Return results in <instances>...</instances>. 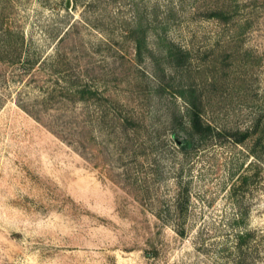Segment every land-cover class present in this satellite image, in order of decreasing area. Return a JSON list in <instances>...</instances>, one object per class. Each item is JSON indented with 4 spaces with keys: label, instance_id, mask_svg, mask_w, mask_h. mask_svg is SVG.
I'll return each mask as SVG.
<instances>
[{
    "label": "rangeland",
    "instance_id": "rangeland-1",
    "mask_svg": "<svg viewBox=\"0 0 264 264\" xmlns=\"http://www.w3.org/2000/svg\"><path fill=\"white\" fill-rule=\"evenodd\" d=\"M68 1L0 0V31L24 34L38 59L0 61V264H231L241 211L249 259L264 264V138L260 159L227 137L186 155L170 122L185 102L158 82L173 81L162 49L181 46L174 84L198 87L208 120L264 128V0ZM83 85L109 120L120 105L140 119L138 133L102 126ZM243 173L250 185L233 192ZM179 189L184 218L160 217Z\"/></svg>",
    "mask_w": 264,
    "mask_h": 264
},
{
    "label": "trees",
    "instance_id": "trees-1",
    "mask_svg": "<svg viewBox=\"0 0 264 264\" xmlns=\"http://www.w3.org/2000/svg\"><path fill=\"white\" fill-rule=\"evenodd\" d=\"M136 44L139 55H141L146 48V34L141 24L139 25V37L136 38ZM162 50L169 65L174 69V72L172 71L169 74L170 79L173 81L164 82L162 79L158 81L159 88L164 91H169L175 98H181L185 102L184 111H182V114L180 113L181 117L178 118V116L175 115L170 121L177 130L175 131L176 133H180L181 130L185 132L186 136L183 138H181L178 133L176 135V139L179 142L178 146L183 153L187 155L191 148L212 143L221 137H227L237 144H247L252 141V145L249 143L247 144V146H249V152L255 158L260 159L262 155L259 146L262 145L264 138V128L261 126L262 120L258 119L248 128H238L234 130L220 127L208 120L204 116L205 103L198 92V87L191 83H181L182 77H179V80L181 78L179 84H174V81L178 80L179 70H183L189 60L187 50L174 43L165 45ZM1 60L11 61L12 63L19 62L23 66L30 67H33L38 61L37 58L33 59L28 52H25L24 34L18 33L17 38V33L11 27L2 28L0 31V61ZM76 93L80 94L81 100L86 102L93 101L96 103L97 107L101 109L98 122L102 124V126H107L111 122L116 121L114 127L117 133H127L130 128H132L135 135L138 133V127L141 123L140 119L138 120L132 115L122 113L121 108H123V105L114 108L117 112L113 118L109 120V104L105 103L101 97H99L101 94L97 89L90 85L77 86ZM144 124L143 122V125ZM128 142L129 138H127L126 143L128 144ZM138 154V150L135 149L130 155L137 158ZM250 179L251 175L249 173L241 174L237 182L233 184V192L236 191V188L242 189L249 186ZM188 201V192L179 189L173 205H168L166 206L167 208L160 209L158 214L163 218L165 216L172 217L174 215L173 212L177 210L174 217L180 220L184 218ZM178 223L177 231L179 234L184 235L186 233L185 226L180 225L182 222ZM233 224L236 228V242L225 245L222 250L229 251L230 257L232 258L230 259L231 264H253L246 252V246H250V240L253 236V233L247 229V212H239L236 217L233 218Z\"/></svg>",
    "mask_w": 264,
    "mask_h": 264
},
{
    "label": "water",
    "instance_id": "water-1",
    "mask_svg": "<svg viewBox=\"0 0 264 264\" xmlns=\"http://www.w3.org/2000/svg\"><path fill=\"white\" fill-rule=\"evenodd\" d=\"M68 5H70V0L68 1Z\"/></svg>",
    "mask_w": 264,
    "mask_h": 264
}]
</instances>
